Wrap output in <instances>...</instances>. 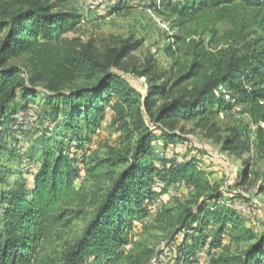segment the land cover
Wrapping results in <instances>:
<instances>
[{
  "label": "trees",
  "instance_id": "16d2710c",
  "mask_svg": "<svg viewBox=\"0 0 264 264\" xmlns=\"http://www.w3.org/2000/svg\"><path fill=\"white\" fill-rule=\"evenodd\" d=\"M6 1L15 10L0 12V264H150L154 250L130 234L158 195L155 183L192 190L189 204L162 208L156 218L170 243L181 236L168 264H197L203 247L223 248L224 238L244 249L226 258L221 253L213 264H264V230L256 234L232 206H221L225 196L245 199L234 189L249 180V160L233 173L231 185L222 186L210 182L194 159L154 165L152 153L155 130L174 144L183 140L180 123H209L233 107L249 116L264 145V0H142L157 6L156 14L175 31L162 47L170 60L165 69L149 59L140 67L125 64L133 51L126 43L99 53L92 42L65 38L80 21L76 11H61L69 0ZM219 23L231 27L223 37ZM27 54L28 71L11 64ZM128 74L145 78L144 87H134ZM70 78L84 81L70 85ZM37 83L47 94L35 107ZM36 108L47 110L39 121L49 119L50 126L25 155L32 165L26 169L17 147L28 132L14 116ZM108 112L119 131L128 129L136 140L87 158L89 135ZM241 139L238 133L216 138L232 156L249 153ZM79 168L86 181L78 187ZM255 188L264 196V173Z\"/></svg>",
  "mask_w": 264,
  "mask_h": 264
},
{
  "label": "rangeland",
  "instance_id": "374dc122",
  "mask_svg": "<svg viewBox=\"0 0 264 264\" xmlns=\"http://www.w3.org/2000/svg\"><path fill=\"white\" fill-rule=\"evenodd\" d=\"M172 1L178 4L184 2V0ZM12 5L13 3L9 1L0 0V12L1 9L15 10ZM148 5V1L142 0H69L68 4L61 8V11H76L80 21L64 37L67 39L79 38L83 43L92 42L99 53H105L109 48H116L118 45L126 43L133 48V51L125 59V64L135 63L140 67L145 59H149L155 61L159 68L165 69L170 64V60L162 53V47L174 35L175 31H172L162 14H156L157 6L154 9L149 8ZM229 30L231 27L228 24L219 23L216 25L219 37H223ZM202 39L207 44L209 35H204ZM224 47L220 46V48ZM30 61L31 56L27 54L13 59L11 64L28 71L31 68ZM126 77L137 89H142L146 82L143 77L134 78L129 74ZM83 81V79L70 78L69 84L73 85ZM34 88L39 93L37 103H35L36 107L39 105L38 100L44 99L43 95L47 94V91L43 83L35 84ZM107 107L105 106V108ZM34 109L19 112L14 116L17 124H23L20 128L28 132L25 144L22 147H17V156L22 157V160L20 157L18 160L26 169L32 165L25 155L32 153L34 141L41 138V131L44 129L47 131L50 126L49 119L39 121V116L48 115L47 110ZM113 119L114 114L108 112L100 129L89 135L90 142L87 147L90 150H88L87 158H102L110 148L119 150L120 146L126 145L127 139L131 145L134 144L136 137L129 134L128 129L119 131V126L112 123ZM260 127L264 129V125H260ZM20 128L18 127L16 131H19ZM149 128L155 130L152 124L149 125ZM256 129L257 127L240 107H233L230 110L217 113L209 123L200 122V120L180 123L177 130L183 140H177L174 144H166L160 132L155 130L152 152L155 158L154 165H159L158 160L160 159H172L178 163H183L185 159H194L210 182L216 180L222 186L225 184L229 186L232 183L233 173L242 168V163L245 160H249L251 163L249 180L245 186L234 189L244 195L245 199L235 201L225 196L221 206L228 208L232 206V209L240 214L245 226L256 234H260L264 230V196L255 193V186L260 182V177L264 173V145L259 144ZM211 132H214V137H211ZM237 133L242 135L241 142L246 143L245 146L249 149V153H238L232 156L228 152L222 151L221 144L217 143L216 138L225 139L227 136ZM86 135L87 133L84 131L81 137L85 139ZM21 137L22 135L17 132L16 138L22 139ZM11 147H13L12 144ZM14 147L16 146L14 145ZM80 168L78 187L85 184L86 181L85 172ZM13 169L16 170V168ZM153 189L158 195L153 203L148 205L145 218L141 222L132 223L130 237L133 242H142L146 247L154 250L155 255L150 264H168L181 236L179 235L173 243H170L167 232L156 227V218L162 208H177L180 205L189 204L192 190L183 184L163 189L160 183H155ZM82 227L83 224H78L76 232L78 233ZM212 231L214 228L210 227L208 233L211 236L213 235ZM243 249V245L238 247L231 245L229 240L224 238L223 248L208 252L207 246L203 247L198 253L197 264H213V261L221 253L226 258L236 255Z\"/></svg>",
  "mask_w": 264,
  "mask_h": 264
}]
</instances>
